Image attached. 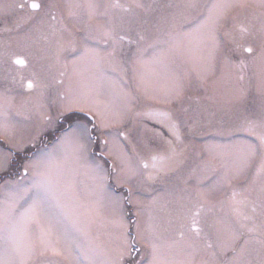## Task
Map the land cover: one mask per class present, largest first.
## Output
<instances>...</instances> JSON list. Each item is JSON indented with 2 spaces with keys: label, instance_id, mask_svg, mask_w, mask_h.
Wrapping results in <instances>:
<instances>
[{
  "label": "snow or ice",
  "instance_id": "snow-or-ice-1",
  "mask_svg": "<svg viewBox=\"0 0 264 264\" xmlns=\"http://www.w3.org/2000/svg\"><path fill=\"white\" fill-rule=\"evenodd\" d=\"M0 20L8 37L0 42V60L32 68L28 77L6 74L0 91V139L9 142L0 144V264H59L55 258L69 264H264V0H0ZM14 42L27 55L13 52ZM178 60L201 65L205 73L219 60L239 82L247 73L248 89H235L228 103L239 104L253 87L258 100L224 110L214 135L226 142L206 143L187 174L147 204L130 197L137 220L126 221L123 201L107 191L102 165L91 170L90 186L75 183L96 143L93 132L117 128L103 133V144L120 160L118 183L136 176L156 182L185 163L177 149L180 124L168 111L133 112L136 98L123 106L100 101L92 70L128 65L142 85L163 77L171 86L162 99L170 104L185 90L170 71ZM17 77L21 87L39 94L40 126L26 142L12 133ZM128 113L133 121L155 120L174 139L157 133L164 150L132 144L126 152L134 128L124 126ZM202 127L197 119L188 130ZM49 128L53 139L45 142L40 136ZM26 144L34 150L21 159ZM249 170L238 189L233 181ZM224 187L230 189L226 199L213 202ZM161 206H170L163 217L155 211ZM225 206L228 216L217 215Z\"/></svg>",
  "mask_w": 264,
  "mask_h": 264
},
{
  "label": "rangeland",
  "instance_id": "rangeland-1",
  "mask_svg": "<svg viewBox=\"0 0 264 264\" xmlns=\"http://www.w3.org/2000/svg\"><path fill=\"white\" fill-rule=\"evenodd\" d=\"M166 2V0H163ZM127 67V71L123 69ZM88 72L89 69L85 68ZM170 71L180 76L184 83L183 97L173 103H165L162 99L164 92L170 88V81L161 77L153 79L149 77L146 84L142 85L134 76L131 67L121 65L120 63H104L100 68L92 70L96 77V84L99 89V100L105 103H113L117 106H123L127 98H136L133 105V112H148L152 110H164L172 113L173 118L180 124V131L183 136L182 143L177 145L178 151L183 150V159L185 163L181 168L168 177H164L156 182H149L141 176L132 177L126 180L120 177L122 181L117 182V176L120 170V160L115 153H109L108 147L104 145L103 140L107 137L103 133L116 131L117 128H108L94 131L96 143L90 145L86 159L82 162L75 175V183L78 188L83 189L90 186L94 181V174L91 171L97 164L102 165L103 169L108 173L107 191L113 197L119 198L124 203L125 220L134 222L137 220L135 212L136 204H129L128 199L131 197L134 201H140L144 204L151 199L157 191H163L165 186H171L176 182L177 175H186L191 167L198 162V154L204 150V145L208 142H226V138L214 135L213 123L210 120V114L218 120L227 109H238L245 105H251L258 100L253 87L247 97L239 104H229L232 93L235 89L243 87L248 89L247 73L243 82L236 80V72L233 69L224 68L219 60H217L215 68L205 73L201 65H194L184 61H176L170 65ZM56 75V74H55ZM2 78H0V91ZM145 87L148 88V95L145 94ZM51 91L55 92V89ZM12 95L15 96L14 109L19 111V115H14V128L12 133L17 140L23 139L27 141L32 135H35L40 126V113L36 110L38 102L37 91H24L20 88L12 89ZM44 98V103H50V99ZM187 109V112L184 110ZM216 112V113H215ZM55 116V110L50 113ZM83 118V117H82ZM199 120L203 126L200 130L189 131L193 120ZM212 119V118H211ZM209 121L212 123L209 124ZM98 123V121H94ZM125 127H133L132 143L124 146L126 152L131 153L132 144L143 148L144 144H148L155 150H164L167 146L164 140L157 133L166 134L164 127L156 123L155 120L146 116H141L133 121L132 113L126 116ZM119 127V126H118ZM44 132V131H43ZM164 139H166L163 136ZM243 138V134H239L235 139ZM8 141L0 139V144L8 146ZM32 149V145L26 144L24 153ZM238 152L243 155V145H240ZM219 163V162H218ZM115 166V168L113 167ZM250 170L245 177L233 181V185L239 187L245 182L246 177H250ZM131 189V192L129 191ZM228 187H224L221 191L213 194L210 199L213 202L219 201L226 197ZM225 196V197H224ZM226 199V198H225ZM160 216H165L170 211V206H161L155 209ZM216 214L227 217L229 214L227 206L221 211L219 208ZM142 219V218H141ZM134 232V227L132 228ZM201 244L203 241L200 242ZM218 251V250H217ZM211 259V257H207ZM59 260V264H69V261L63 258H55ZM200 256H197V260ZM218 259L223 257L218 256Z\"/></svg>",
  "mask_w": 264,
  "mask_h": 264
},
{
  "label": "flooded vegetation",
  "instance_id": "flooded-vegetation-1",
  "mask_svg": "<svg viewBox=\"0 0 264 264\" xmlns=\"http://www.w3.org/2000/svg\"><path fill=\"white\" fill-rule=\"evenodd\" d=\"M5 3H11L13 2V0H4ZM4 23L2 22V20H0V42L2 41H6L8 39V37L3 33V28H4ZM12 51L13 52H16L17 54H20V55H27V50L22 46V45H17L15 42L13 43V47H12ZM32 68H31V65H29L28 67H19V66H16V65H13L11 64L10 62L6 65L2 60H0V78H2V83H3V77L10 73L12 75H16L17 71L22 74L23 76L25 77H28L30 72H31ZM55 71L53 72V75H55ZM26 84V80L24 82ZM1 88L3 89V86H1ZM11 88L12 89H16V88H20L24 91H27L26 88L24 87H21L20 85V81H19V77H17V81L15 84H12L11 85ZM55 95V92L54 91H51L49 95H46L44 98L46 99V97L50 98V97H53ZM216 113V112H215ZM77 116L79 117H86V113H77L76 114ZM210 116V120L213 121V123L211 124L213 126V130L215 131V129L219 126L217 121L219 120H215L216 117L213 116V114L209 115ZM212 118V119H211ZM89 127H92L91 124H89ZM165 131L167 132L166 134H163V136L166 138V139H174L171 134L168 132V130L166 128H164ZM94 137H95V134L93 133ZM41 139H43L45 142H47L48 140H51L53 139V129L49 128L48 130L44 131L41 133V136H40ZM181 139H183V136L181 134ZM33 147L32 149H30L29 151H26L24 153H20L19 154V157L22 159L24 157L25 154H30L32 151H33ZM230 192V189L226 192V197L228 195V193ZM225 197V196H224ZM225 197V198H226ZM224 198V199H225ZM228 208V207H227ZM229 208H228V212H229ZM228 216V215H227Z\"/></svg>",
  "mask_w": 264,
  "mask_h": 264
}]
</instances>
